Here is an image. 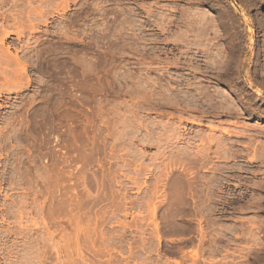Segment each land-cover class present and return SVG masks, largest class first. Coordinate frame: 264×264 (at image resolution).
<instances>
[{"label": "rangeland", "instance_id": "1", "mask_svg": "<svg viewBox=\"0 0 264 264\" xmlns=\"http://www.w3.org/2000/svg\"><path fill=\"white\" fill-rule=\"evenodd\" d=\"M0 264H264V0H0Z\"/></svg>", "mask_w": 264, "mask_h": 264}, {"label": "bare ground", "instance_id": "2", "mask_svg": "<svg viewBox=\"0 0 264 264\" xmlns=\"http://www.w3.org/2000/svg\"><path fill=\"white\" fill-rule=\"evenodd\" d=\"M250 2H252V1H250ZM256 2V1H255Z\"/></svg>", "mask_w": 264, "mask_h": 264}]
</instances>
